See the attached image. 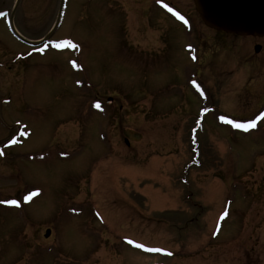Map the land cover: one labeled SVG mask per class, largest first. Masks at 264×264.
<instances>
[{
	"label": "rangeland",
	"instance_id": "rangeland-1",
	"mask_svg": "<svg viewBox=\"0 0 264 264\" xmlns=\"http://www.w3.org/2000/svg\"><path fill=\"white\" fill-rule=\"evenodd\" d=\"M144 1L69 0L51 38L77 41L76 74L67 53L16 59L27 47L0 21V199L40 191L20 209L0 201V256H23L26 238L28 255L49 264L63 261L66 250L78 263L88 260L89 247L101 243L100 264H264V120L257 131L232 133L210 113L197 131L200 165L185 168L188 131L200 106L188 74L205 82L216 113L251 117L264 104V57L245 64L248 40L241 38L226 51L192 0H170L191 15L190 32ZM8 2L0 9H13L17 32L35 38L50 30L59 0ZM186 44L197 49L195 61ZM94 97L102 108L89 105ZM17 122L31 129L29 138L3 148ZM199 195L206 203L200 208ZM229 195L235 199L229 217L219 237L208 239ZM176 208L175 225L184 224L189 211L188 234L162 226L161 217L170 215L161 211ZM121 235L172 251H178L175 239H189L191 252L147 259L122 244Z\"/></svg>",
	"mask_w": 264,
	"mask_h": 264
},
{
	"label": "water",
	"instance_id": "water-1",
	"mask_svg": "<svg viewBox=\"0 0 264 264\" xmlns=\"http://www.w3.org/2000/svg\"><path fill=\"white\" fill-rule=\"evenodd\" d=\"M194 3L209 27L264 36V0H194Z\"/></svg>",
	"mask_w": 264,
	"mask_h": 264
},
{
	"label": "flooded vegetation",
	"instance_id": "flooded-vegetation-1",
	"mask_svg": "<svg viewBox=\"0 0 264 264\" xmlns=\"http://www.w3.org/2000/svg\"><path fill=\"white\" fill-rule=\"evenodd\" d=\"M8 1H10V0H0V3H1V5H3V4L9 3ZM154 6H155L154 8L159 11V7L157 5H154ZM182 13L184 16L191 18V15L184 12L183 10H182ZM12 22L15 25L14 16L12 17ZM40 22H37V23L41 24ZM217 33L220 36H224L225 34L229 35V36L231 35L230 37L226 36V37L222 38L224 40V42H222V45L224 48H226V51H228L232 46H236L238 43V40L240 38L248 40V42H247L248 44H246V43L243 44V46H245V47L247 46L245 55H243V58H242L243 62H245V64H246V62H251L252 60H258L259 59L258 56L261 54H262V57H264V46L262 47V45L258 41V40H264V37H257V36H252V35L227 34V33L221 32V31H218ZM233 38H234V40H232ZM251 39H254V40L251 41ZM219 47L220 46L217 43V48H219ZM250 47L252 48L251 51L249 49ZM257 47H258V49H256ZM239 48H241V46ZM239 48H236V49H239ZM236 49H235V51L237 52ZM215 53H217V52H215ZM232 53L235 54V52L233 50H232ZM240 56H242V55L239 54V57ZM250 65H252V64H250ZM220 71H221V69L218 70V72H220ZM254 71H258V70L254 69ZM212 72H213L212 75H215L214 74L215 68L212 70ZM218 72H217V74H219ZM252 72H253V69H251V73ZM214 77H215V79L219 78L216 76H214ZM21 193L24 195L26 193V191L24 190ZM89 243H91V242H89ZM177 243L181 247H186V244L180 240L177 241ZM104 246H105V244L101 243V244H96L93 247H89V248H93V250H91L89 252L90 257L88 258V260L84 259V260L79 261V263H78L77 258H73L71 256H68L67 254H70V253L68 250H66L65 255H61V254L59 255L61 257V259H63V261H58V258H53V262H54L53 264H70L69 262H75L76 264H100L98 261V258L95 255L97 253L101 252V251H98V249L100 247L104 248ZM16 248H18V246ZM27 248H29V241L25 238L23 241V245H22L23 256H19L16 253L9 255V256H0V259H1L0 264H49V261H45L44 259L38 260L36 258L37 256L35 257L34 255H32V256L28 255L29 250H27ZM64 249L65 248H63V250ZM71 250H70V252H71ZM86 252H87L86 247H83L81 253H83V255H85ZM58 254H59V252H57L56 255H58ZM154 255H157V257H162V258L169 259V260L175 257L173 251H170L168 254H165V255L162 254V252L160 254L154 253ZM53 256H55V255H53ZM38 258H40V257H38ZM68 258L71 259V260H69V262L66 261V259H68ZM151 261H155V263H157V264H165L163 262V260H151ZM140 263H143V261L139 262V263H135V264H140Z\"/></svg>",
	"mask_w": 264,
	"mask_h": 264
},
{
	"label": "snow or ice",
	"instance_id": "snow-or-ice-1",
	"mask_svg": "<svg viewBox=\"0 0 264 264\" xmlns=\"http://www.w3.org/2000/svg\"><path fill=\"white\" fill-rule=\"evenodd\" d=\"M165 7H167L166 4H165ZM170 10H171V9H170ZM0 15H4V13H0ZM181 19H183V17H181ZM72 46H73V47H78V45H72ZM57 47H59V45H57ZM189 47H191V46H189ZM197 87H199V86L197 85ZM96 106L99 107L100 105L97 104ZM221 119H222V120H223V119H226V117H221ZM228 122L234 124V126L237 127V128H241V129H245V130H248L250 127H254L255 124H256V121H255V120L250 121L248 124L237 123V122H235V121H233V120H229ZM26 199H30V197H26ZM7 203H10V204H16L17 201H15V200H9V201H7ZM226 215H227V213L225 212V213H224V216H226ZM138 246L141 247V248H144V247H145V245H143V244H140V245H138Z\"/></svg>",
	"mask_w": 264,
	"mask_h": 264
},
{
	"label": "trees",
	"instance_id": "trees-1",
	"mask_svg": "<svg viewBox=\"0 0 264 264\" xmlns=\"http://www.w3.org/2000/svg\"><path fill=\"white\" fill-rule=\"evenodd\" d=\"M194 123V122H193ZM191 127V126H190ZM188 140H189V144H190V151H191V147H192V145H191V142H192V140H195L196 142H198V137H197V134H192V132L190 131V128H189V131H188ZM199 143V142H198ZM198 149H199V147H198ZM200 151V150H199ZM191 153H192V151H191ZM188 167H190L189 165H185V168L186 169H188ZM183 179H185L186 180V176L185 177H183ZM195 204H197V203H195Z\"/></svg>",
	"mask_w": 264,
	"mask_h": 264
},
{
	"label": "bare ground",
	"instance_id": "bare-ground-1",
	"mask_svg": "<svg viewBox=\"0 0 264 264\" xmlns=\"http://www.w3.org/2000/svg\"><path fill=\"white\" fill-rule=\"evenodd\" d=\"M41 39H43V38H41ZM44 55H45V53H44ZM263 120H264V117L258 122V124H260ZM257 129H258V128H257ZM250 132H251V131H249L248 134H249ZM29 136H30V135H28L27 139L29 138ZM4 157H5V156H4ZM35 198H37V197H34L33 199H35ZM33 199L30 201L31 203L33 202ZM30 202H29V204H30ZM29 204H28V205H29ZM215 217H216V216H215ZM227 218H228V217H227ZM227 218H226V219H227ZM214 221H215V218H214ZM214 221H213V223H214ZM224 221H226V220H224ZM224 221H223V222H224ZM212 227H213V225H212ZM221 229H222V227L220 228V230H219L217 236H218L219 233L221 232ZM217 236H216V237H217ZM216 237H215V238H216Z\"/></svg>",
	"mask_w": 264,
	"mask_h": 264
}]
</instances>
